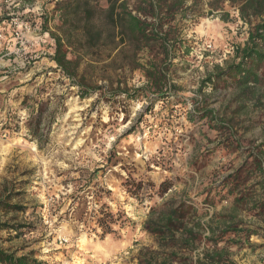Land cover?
<instances>
[{"label":"rangeland","instance_id":"1","mask_svg":"<svg viewBox=\"0 0 264 264\" xmlns=\"http://www.w3.org/2000/svg\"><path fill=\"white\" fill-rule=\"evenodd\" d=\"M69 1L24 0L38 7L35 17L30 12L28 16L40 18L46 32L29 43V55L38 54L39 59L25 72L0 80V199L25 208L1 209L0 215L11 224L33 228L19 237L12 230L0 232V245L23 248L19 254L33 249L47 264H136L140 248L156 247L155 238L144 229L153 208L183 197L192 200L207 220L215 212L229 210L231 201L215 191L210 195L218 201L216 206L205 204V190L240 165L247 162L249 167L264 143V87L258 88V101L242 100L233 87L198 91L216 65L233 59L250 27L229 2L224 4L230 14L225 21L221 13H211V0H186L190 8L176 18L175 35L182 43L170 70L178 89L173 101L155 102L147 112L146 97L118 96L115 105L107 102L109 95L99 93L82 99L57 68L52 59L54 35L72 40L70 58L79 60V77L110 91L145 84L141 66L152 58L127 44L115 49L114 42L104 37L94 48L81 43L78 30L70 32L62 26L59 4ZM195 104L219 110L218 118L228 121L232 129L221 134L210 128L207 119L189 120L188 111ZM40 112L42 121L34 136L30 130ZM227 137L230 142L238 140L244 149L224 147L222 140ZM129 176L143 182L137 196L127 191ZM261 178L252 176L247 186L251 192H262ZM164 181L173 185L162 196ZM102 205L124 215L113 226L115 234L103 236L96 223L93 215ZM241 216L246 225L256 220L261 235L250 240L258 246L235 245L224 238L218 242L219 248H227L230 261L224 264H264V221L245 210ZM211 245L202 243L198 249Z\"/></svg>","mask_w":264,"mask_h":264},{"label":"trees","instance_id":"2","mask_svg":"<svg viewBox=\"0 0 264 264\" xmlns=\"http://www.w3.org/2000/svg\"><path fill=\"white\" fill-rule=\"evenodd\" d=\"M26 1L31 3L33 0ZM226 2L235 7L239 18L249 25V35L244 45L236 48L232 60L225 65H216L201 80L198 91L203 92L206 87H212L213 90L221 86L233 87L242 100H257L261 95L258 88L264 87V0H211V13H221L220 17L225 21L230 17L224 11ZM188 8L186 0H71L63 6L59 4L62 26L69 27L70 32L78 30L80 42L86 43L88 47H97L104 37L114 42L115 49L127 44L152 57L149 64L141 66L146 83L139 87H118L110 91L107 86L87 83L84 78L79 77V60L70 58L72 40L63 35L53 36L56 48L52 59L57 68L72 81V85L77 87L80 98H89L99 93L101 97L109 95L111 98L107 102L115 105L118 96L125 100L146 97L149 104L145 111H152L155 102L173 101L174 90L178 89L170 78L173 61L178 57L179 44L182 43L175 35L176 18L178 12ZM44 22L48 24V17L44 18ZM156 48L159 49L157 54ZM198 105L195 104L188 111L189 120L207 119L210 128L221 134L232 129L228 121L218 118L219 110L200 108ZM141 120L142 117H139L138 121ZM41 121L42 112L36 117V123L30 130L34 136L39 132ZM230 139L227 137L222 140L224 147L233 151L244 149L238 140L235 143L230 142ZM261 147H264V143L259 147L258 154H253L255 158L249 167L247 162L240 165L219 183L205 190V204L216 206L218 201L210 195L215 191L220 194L221 199L231 201L229 210L215 212L207 220L199 213L192 200L183 197L166 200L158 210L153 208L144 223V229L155 238L156 247L140 248L136 264H224L230 261L227 248L218 246V242L224 238L235 245H248L252 248L258 246L250 240L253 235H261L256 220H252L251 225H246L241 214L245 210L252 218L264 221V182L261 184L264 180V150ZM259 175L263 177L259 182L263 190L251 192L247 187L250 179ZM125 185L127 191L135 196L143 189V182L131 176L125 180ZM171 185V182H162L160 194L163 196ZM1 209L25 210L23 206L10 204L3 199H0ZM96 212L98 213L93 216L97 217L96 223L101 228L102 235L115 234L113 226L124 215L113 214L107 205H102ZM127 220L125 218L122 221ZM121 226L124 227L122 224ZM4 230L15 231V237H19L30 233L33 228L30 224H11L2 220L0 215V232ZM208 242L212 243L210 247H203L201 251L198 249L202 243ZM22 249L11 250L0 245V264H47L37 257L38 252L35 250L19 254Z\"/></svg>","mask_w":264,"mask_h":264},{"label":"built area","instance_id":"3","mask_svg":"<svg viewBox=\"0 0 264 264\" xmlns=\"http://www.w3.org/2000/svg\"><path fill=\"white\" fill-rule=\"evenodd\" d=\"M36 9L34 2L27 5L24 0H0V80L25 72L29 65L38 62V54L29 55L28 50L29 43L46 34L40 18L28 16L29 12L36 14ZM7 133L4 131L2 136Z\"/></svg>","mask_w":264,"mask_h":264},{"label":"crops","instance_id":"4","mask_svg":"<svg viewBox=\"0 0 264 264\" xmlns=\"http://www.w3.org/2000/svg\"><path fill=\"white\" fill-rule=\"evenodd\" d=\"M9 132V130H7Z\"/></svg>","mask_w":264,"mask_h":264}]
</instances>
